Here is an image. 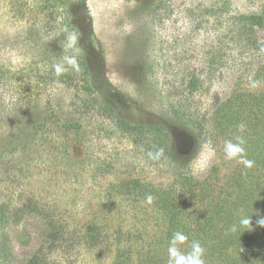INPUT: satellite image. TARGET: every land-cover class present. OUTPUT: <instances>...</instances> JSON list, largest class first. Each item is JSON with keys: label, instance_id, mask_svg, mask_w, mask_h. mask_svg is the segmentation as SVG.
I'll use <instances>...</instances> for the list:
<instances>
[{"label": "rangeland", "instance_id": "obj_1", "mask_svg": "<svg viewBox=\"0 0 264 264\" xmlns=\"http://www.w3.org/2000/svg\"><path fill=\"white\" fill-rule=\"evenodd\" d=\"M79 55L100 103L129 124L168 129L172 160L154 159L148 136L88 109L85 84L71 74ZM238 137L258 163L248 150L264 151V0H0V204L10 216L41 206L66 227L52 264H167L158 259L168 256L162 234L171 228L189 251L205 223L193 211L215 209L205 196L225 197L234 172L251 168L225 157V142ZM182 173L194 184L175 218L149 191L120 187L180 190ZM49 227L34 212L0 218V264H26ZM219 232L212 225L202 236L206 263Z\"/></svg>", "mask_w": 264, "mask_h": 264}, {"label": "trees", "instance_id": "obj_2", "mask_svg": "<svg viewBox=\"0 0 264 264\" xmlns=\"http://www.w3.org/2000/svg\"><path fill=\"white\" fill-rule=\"evenodd\" d=\"M84 7L86 8V4L84 2ZM87 11V10H86ZM257 16H242V19H248L250 23H253ZM73 77L77 74L79 78L84 82V89H86L88 94V100L85 104L88 106V109H91L96 112L105 113L111 119L116 121V124L119 128L124 130V132L139 136H148L151 140L150 145H148V149L151 150V155L154 159H164L165 157L172 160L173 152L169 146V139L167 135L169 131L167 128H164L159 125H151L149 127L145 126H136L127 123L122 120L119 115L116 113L115 109L109 105L100 103L97 99V95L95 90L91 87L89 77L90 71L88 67V63L86 57L83 55H79L77 57V63L72 70ZM60 76V75H59ZM62 80V79H61ZM219 120V119H218ZM79 126L78 123L73 122L68 124L69 128L76 129ZM257 148L253 145L252 148L248 150L249 155L252 157L253 163L249 171L241 170V173L234 172L231 177L233 185L237 189L240 190L239 193H244L242 195L238 194L233 196L236 188L232 186V190L227 191L225 197L220 195V192L211 194H207L205 198L207 202H210L214 198L218 201L212 207L215 208L212 211H206L205 214H196V211L192 213V220L199 221L203 220L205 223L198 232H195L196 237L193 241H199L201 245H203L204 238L202 236L208 235L209 230L212 228V225L215 228L220 229L219 237L221 238L220 246H218L217 251L212 250L210 253L211 259L205 264H264V227H261L257 224L256 218L260 217L264 214V151H260V156L256 157ZM255 154V155H254ZM185 164V163H184ZM178 165V164H177ZM176 165V166H177ZM184 166L182 163L178 166ZM245 170V169H244ZM248 173H253L258 175L257 181L252 182L253 186H249L251 190L242 189L243 181L248 180ZM185 179L184 186L181 184L180 190H176L172 187H161L156 186L152 183H143L139 180H132L130 185L126 182H120V187L124 189H129L130 192H147L155 196L157 204L160 205V210L163 211L165 216H169L170 218H175L177 215L176 207L183 209L185 205V197L184 193H186L187 188L193 187L191 181H193L190 176H183V173L180 174ZM182 188V189H181ZM204 185L200 187V192L207 190ZM260 190V192H258ZM246 191V194H245ZM258 192V193H257ZM204 195V194H200ZM0 207L2 208V212L0 213V218H11L15 221H20L23 216L28 214L29 212H34L37 214L43 215L48 224H50L49 231L47 232V237L43 239L41 243L36 247L34 252L27 259L26 264H52L48 259V256L52 250H56L58 247L59 241H64L67 239L66 227L58 225L54 221V216L52 214L47 213V211L41 206H32L28 202L27 204H23L19 208H14L13 216L8 215V212L11 211L7 209V205L1 203ZM32 207V209L30 208ZM180 210V209H179ZM183 211V210H182ZM181 210L179 212H182ZM255 213H260V216ZM251 217L252 226L250 227H238L236 232H231L230 229L233 225H239V221L242 218ZM175 219L171 220V224L173 225ZM162 233V232H161ZM174 233V229L171 228L163 233V237L166 239V245H169V241ZM69 235V234H68ZM71 236V235H70ZM200 238L201 241H200ZM4 251L3 244L0 243V254ZM184 252V251H182ZM186 251L185 253H187ZM206 253V252H205ZM207 258V254L204 256ZM168 256L161 255L159 257V263H167ZM156 263V262H152Z\"/></svg>", "mask_w": 264, "mask_h": 264}, {"label": "clouds", "instance_id": "obj_3", "mask_svg": "<svg viewBox=\"0 0 264 264\" xmlns=\"http://www.w3.org/2000/svg\"><path fill=\"white\" fill-rule=\"evenodd\" d=\"M74 41V37L71 38ZM69 63H74V61H69ZM55 71L60 74L63 68L59 65L55 66ZM244 141L241 138H237V141L233 143L232 141H226L224 145L225 157L229 160L236 159L239 163L245 167H252V161L244 158L245 149L243 147ZM202 167V165H200ZM152 197H148V201L151 202ZM257 224L264 227V216H261L257 220ZM252 226L251 217L242 218L239 221V225H233L230 229L231 232H236L238 227H250ZM188 241V237L182 232H174L168 245L167 254V264H205V249L199 241H193L190 245V250L185 253L182 252L180 246Z\"/></svg>", "mask_w": 264, "mask_h": 264}]
</instances>
